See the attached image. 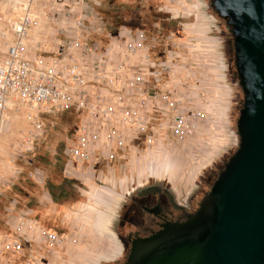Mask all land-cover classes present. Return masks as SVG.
Listing matches in <instances>:
<instances>
[{
	"label": "rangeland",
	"instance_id": "rangeland-1",
	"mask_svg": "<svg viewBox=\"0 0 264 264\" xmlns=\"http://www.w3.org/2000/svg\"><path fill=\"white\" fill-rule=\"evenodd\" d=\"M206 2L210 5V0H97L90 12L98 14L111 32H148L152 55L172 61L175 79L202 92L206 104L212 102L207 90L216 84L219 96L212 99H222L226 109L223 141L201 140L200 144H212L202 151L199 136L177 142L165 133L156 145L138 144L112 162L70 166L65 148L75 138L78 120L73 112L45 109L40 113L42 130L33 133L34 125L26 117L9 110L0 133V176L5 180L0 183V237L13 233L9 217L25 214L38 228L63 235L66 244L54 249L25 244L20 253L6 254L7 264H98L117 254L116 240L103 222L110 203L133 179L164 172L184 193L212 168L209 184L196 200L210 190L238 146L234 131L244 94L237 84L230 28L224 20L214 22L218 16ZM201 40L211 45L208 52L197 50Z\"/></svg>",
	"mask_w": 264,
	"mask_h": 264
},
{
	"label": "built area",
	"instance_id": "built-area-1",
	"mask_svg": "<svg viewBox=\"0 0 264 264\" xmlns=\"http://www.w3.org/2000/svg\"><path fill=\"white\" fill-rule=\"evenodd\" d=\"M94 3L0 0V133L9 110L26 117L33 133L42 130L45 109L75 111L80 119L65 155L68 165L88 167L138 144L156 145L165 133L177 142L209 135L205 95L175 79L172 61L152 55L148 32L109 31L90 12ZM8 224L13 233L0 237V264L31 242L66 244L25 214Z\"/></svg>",
	"mask_w": 264,
	"mask_h": 264
},
{
	"label": "water",
	"instance_id": "water-1",
	"mask_svg": "<svg viewBox=\"0 0 264 264\" xmlns=\"http://www.w3.org/2000/svg\"><path fill=\"white\" fill-rule=\"evenodd\" d=\"M210 1L233 36L238 146L197 210L135 239L122 264H264V0Z\"/></svg>",
	"mask_w": 264,
	"mask_h": 264
},
{
	"label": "flooded vegetation",
	"instance_id": "flooded-vegetation-1",
	"mask_svg": "<svg viewBox=\"0 0 264 264\" xmlns=\"http://www.w3.org/2000/svg\"><path fill=\"white\" fill-rule=\"evenodd\" d=\"M205 7L213 9L211 1L210 5L206 2ZM216 16L213 19L215 23L217 20L225 21L218 14ZM210 170L212 168L201 176L198 184L184 193L174 178L164 172L133 179L110 203L108 217L103 222L104 228L116 240L118 253L107 256L98 264H122L135 239L152 235L165 224L181 222L192 215L201 201L196 200L197 195L209 184L212 175ZM113 214L118 216L117 219L111 217Z\"/></svg>",
	"mask_w": 264,
	"mask_h": 264
},
{
	"label": "crops",
	"instance_id": "crops-1",
	"mask_svg": "<svg viewBox=\"0 0 264 264\" xmlns=\"http://www.w3.org/2000/svg\"><path fill=\"white\" fill-rule=\"evenodd\" d=\"M199 45V46H198ZM198 45L196 47L197 50H201L203 52H208L210 50L209 47H211V45L209 44V42L207 40H201V42L198 43ZM209 91L210 95H211V101H209V104L211 103V105L207 104H203L204 107L206 106L207 108L210 109V116H209V135L206 136H199V139L197 140L199 142V144L201 143L200 141H204L205 143H211V142H215V141H223L224 137H226L224 135V132L226 133L225 129L223 127H225V123H226V109L223 108V104H222V99H219V103L216 102V100H214V98L217 96H219V89H216V84H214L213 89H209L207 90ZM214 95V98L212 99ZM217 103V104H216ZM225 110V111H224ZM211 135V137H210ZM223 137V138H222ZM210 145L212 144H200L198 148L202 147V151L205 148H209ZM192 151H194L195 153H199L201 151H198L195 147L192 148Z\"/></svg>",
	"mask_w": 264,
	"mask_h": 264
},
{
	"label": "trees",
	"instance_id": "trees-1",
	"mask_svg": "<svg viewBox=\"0 0 264 264\" xmlns=\"http://www.w3.org/2000/svg\"><path fill=\"white\" fill-rule=\"evenodd\" d=\"M71 112H73V114L77 117V120L79 121V119H80V116L78 115V113L77 112H75V111H71ZM65 158H66V156H65ZM66 161H67V158H66Z\"/></svg>",
	"mask_w": 264,
	"mask_h": 264
}]
</instances>
